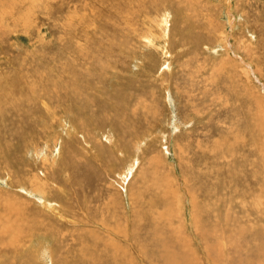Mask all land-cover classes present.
I'll return each instance as SVG.
<instances>
[{"label":"rangeland","instance_id":"rangeland-1","mask_svg":"<svg viewBox=\"0 0 264 264\" xmlns=\"http://www.w3.org/2000/svg\"><path fill=\"white\" fill-rule=\"evenodd\" d=\"M0 264H264V0H0Z\"/></svg>","mask_w":264,"mask_h":264}]
</instances>
